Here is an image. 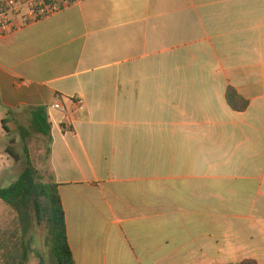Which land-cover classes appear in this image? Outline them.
Segmentation results:
<instances>
[{"label":"crops","instance_id":"1","mask_svg":"<svg viewBox=\"0 0 264 264\" xmlns=\"http://www.w3.org/2000/svg\"><path fill=\"white\" fill-rule=\"evenodd\" d=\"M37 107L76 264H264V0H85L0 37L5 133Z\"/></svg>","mask_w":264,"mask_h":264},{"label":"trees","instance_id":"2","mask_svg":"<svg viewBox=\"0 0 264 264\" xmlns=\"http://www.w3.org/2000/svg\"><path fill=\"white\" fill-rule=\"evenodd\" d=\"M229 105L237 111H244L249 103L242 99L233 88L227 91ZM11 112H9V115ZM31 128L50 139L51 124L46 107L31 109ZM8 118L4 119L3 128L8 131ZM64 128V125H62ZM26 134H29L26 131ZM23 140L27 141L25 133ZM27 165L18 180L8 188L0 189V201L16 215L13 232L5 231L1 236L0 248L5 264H27L31 249L28 237L33 227V211L36 212L38 224L45 223L52 234L50 257L57 264H76L69 244L67 222L59 185L51 178L44 182V177L35 167L28 146H25ZM8 154L17 158L12 150ZM50 153V150L48 151ZM16 240V241H14ZM239 264H258L246 260Z\"/></svg>","mask_w":264,"mask_h":264},{"label":"rangeland","instance_id":"3","mask_svg":"<svg viewBox=\"0 0 264 264\" xmlns=\"http://www.w3.org/2000/svg\"><path fill=\"white\" fill-rule=\"evenodd\" d=\"M21 127L14 123H10V136L5 133L2 128L0 119V167L4 168L1 172L4 174L0 177V189L8 188L15 183L27 165L25 154V146L27 145L34 158V165L44 177V182H50L51 164L49 153L46 148L49 144V139L44 135L35 132L31 128L30 121H20ZM22 130L25 133L27 141L23 140ZM26 130V131H25ZM45 141V142H44ZM12 150L17 158L8 156L7 150ZM16 223V215L8 206L0 201V236L5 231L13 232ZM1 240V238H0ZM16 241V240H14ZM28 244L31 249L29 260L27 264H57L50 257V250L52 246V234L45 223L38 224L36 212L33 211V227L31 235L28 237ZM3 252L0 248V264H5L3 261Z\"/></svg>","mask_w":264,"mask_h":264},{"label":"built area","instance_id":"4","mask_svg":"<svg viewBox=\"0 0 264 264\" xmlns=\"http://www.w3.org/2000/svg\"><path fill=\"white\" fill-rule=\"evenodd\" d=\"M85 0H0V37L16 33L27 26L53 17ZM76 112L86 110L85 100L79 96L65 98ZM63 100L49 109L66 112Z\"/></svg>","mask_w":264,"mask_h":264}]
</instances>
